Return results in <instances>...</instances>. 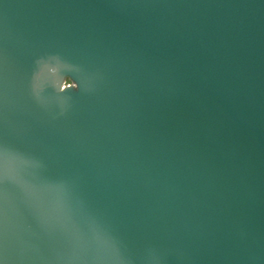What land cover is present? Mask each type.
Wrapping results in <instances>:
<instances>
[{"label":"water","instance_id":"water-1","mask_svg":"<svg viewBox=\"0 0 264 264\" xmlns=\"http://www.w3.org/2000/svg\"><path fill=\"white\" fill-rule=\"evenodd\" d=\"M0 264H264V0H0Z\"/></svg>","mask_w":264,"mask_h":264}]
</instances>
